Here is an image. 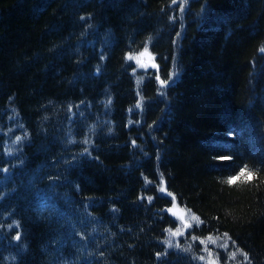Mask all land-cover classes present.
<instances>
[{
  "label": "trees",
  "instance_id": "obj_1",
  "mask_svg": "<svg viewBox=\"0 0 264 264\" xmlns=\"http://www.w3.org/2000/svg\"><path fill=\"white\" fill-rule=\"evenodd\" d=\"M262 47L264 0H0V264H264Z\"/></svg>",
  "mask_w": 264,
  "mask_h": 264
},
{
  "label": "snow or ice",
  "instance_id": "obj_2",
  "mask_svg": "<svg viewBox=\"0 0 264 264\" xmlns=\"http://www.w3.org/2000/svg\"><path fill=\"white\" fill-rule=\"evenodd\" d=\"M172 2L173 3H176L177 0H172ZM184 2H186V0H184ZM180 9H181V11H183V3H181ZM149 40H150V38H149ZM260 51L261 52H264V47H262L260 49ZM146 54H149V50H148L147 44L145 45L144 50L142 52H140L138 56L133 57L131 55H128L127 56V59H129V60H133L134 59L139 67H145L146 68L147 67L146 64H141L140 63V57L145 56ZM152 67L153 68H158V66L155 63L152 64ZM133 71L135 72L136 70L133 69ZM156 78H157V80H159L161 86H164V85H166L168 83L167 80H160V77L158 75H157ZM142 79H143V77H138L137 78L138 83ZM109 103H110V101H109ZM137 107H139V104L137 105ZM16 139L17 140H20L21 137L18 136ZM85 142H87V141H85ZM133 143H135V141H133ZM221 159H226V157H221ZM252 175H253V173L251 171H248L247 165H245V166H243V167L240 168L239 172L235 176H229L227 178L226 183L229 184V185H232V184H235L237 181H239L241 178H243L245 181H248V178L250 176H252ZM163 183L164 182L162 180L161 181V184L163 185ZM159 190L161 192L167 191L165 187H161ZM167 195L172 197V207L171 208H168L167 209V212L172 213L173 215H176V213L173 211L177 207L176 202H175V196L171 192H167ZM147 199L149 200V202H151V200L153 199V197H150L149 196V197H147ZM181 211H183V210H181ZM179 218H180L181 221H184L185 227H187V228H190L191 227V224L184 220V216L183 215H181ZM191 220L194 221V222H196L197 225L204 223V221L201 220L200 217L197 216V215H195V214H192L191 215ZM165 231H167L169 233V238H167L164 241V243H166L168 245V247H172L173 246V241H172L171 237L183 235V230L181 228H179V227L175 231H173L170 228L169 229H166ZM16 239L17 240L20 239L19 234H17ZM192 239L193 240H197L199 238L196 237V236H193ZM221 239H225V243L218 245V247H222L224 249H227V247H228L227 240H230L231 239V237L228 236V233H223L222 237L221 236H215V237H213V236L210 235L206 239L200 240V243L205 245L204 251L207 252V254H208V264H216V261L212 259L213 252L207 247V244L211 243V244L216 245L217 244V241H219ZM233 243H235V242L233 241ZM179 246L180 245L177 243L176 244V247H179ZM190 248H191V245H189V249ZM189 249H185V250L187 251ZM237 251H241V254L244 256V259L246 261L249 259L247 253L242 252V250H239V249ZM159 255H161V253H157V256H159ZM235 256H236V252H231L229 254V257L231 259H234ZM199 259L200 260H205V257L204 256H200ZM249 264H250V262H249Z\"/></svg>",
  "mask_w": 264,
  "mask_h": 264
},
{
  "label": "rangeland",
  "instance_id": "obj_3",
  "mask_svg": "<svg viewBox=\"0 0 264 264\" xmlns=\"http://www.w3.org/2000/svg\"><path fill=\"white\" fill-rule=\"evenodd\" d=\"M148 50H149V48H148ZM139 53L138 54H136V53L132 54L131 56H133V57L138 56ZM154 59H155V56L149 50V54H146L145 56L140 57V63L141 64H146L147 65L146 68L145 67H139L134 59H133V61L136 63V65L139 68V70H148V69L153 68L152 67L153 63H155L157 65V62H155ZM176 205H177V207L173 210L176 213V215H173L172 213H170V214L173 216V219H174L175 223L177 224V227H179V228H181L183 230V235H180V236H183V239H185L186 235H187V231L191 230L192 227L197 225V223L191 220V215L193 214L191 211H189L185 207L179 205V203H177V202H176ZM181 210H183V211H181ZM181 215L184 216V220L185 221H187L188 223L191 224L190 228L185 227L184 221L180 220L179 217ZM213 237H215V236H213ZM198 243H199V239L192 240L190 242V245L192 247H195V246L198 245ZM223 243H225V239H221V240L217 241L216 245L211 244V243L207 244V247L213 252V257H217L218 254L216 252L223 249L222 247H218V245L223 244ZM204 257H205L204 264H208V254H207V252H205Z\"/></svg>",
  "mask_w": 264,
  "mask_h": 264
}]
</instances>
